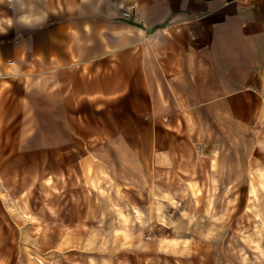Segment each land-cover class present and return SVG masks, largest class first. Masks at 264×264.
<instances>
[{
  "label": "crops",
  "instance_id": "0c3cea01",
  "mask_svg": "<svg viewBox=\"0 0 264 264\" xmlns=\"http://www.w3.org/2000/svg\"><path fill=\"white\" fill-rule=\"evenodd\" d=\"M219 115L264 117V0H0L1 212L2 181Z\"/></svg>",
  "mask_w": 264,
  "mask_h": 264
},
{
  "label": "rangeland",
  "instance_id": "374dc122",
  "mask_svg": "<svg viewBox=\"0 0 264 264\" xmlns=\"http://www.w3.org/2000/svg\"><path fill=\"white\" fill-rule=\"evenodd\" d=\"M202 119L2 181L0 264H264V117Z\"/></svg>",
  "mask_w": 264,
  "mask_h": 264
},
{
  "label": "built area",
  "instance_id": "2783aa9c",
  "mask_svg": "<svg viewBox=\"0 0 264 264\" xmlns=\"http://www.w3.org/2000/svg\"><path fill=\"white\" fill-rule=\"evenodd\" d=\"M123 16H124V17H129V16H130V13H128V12H124V13H123Z\"/></svg>",
  "mask_w": 264,
  "mask_h": 264
}]
</instances>
